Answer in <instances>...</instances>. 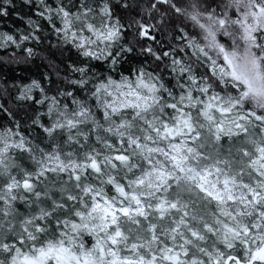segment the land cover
<instances>
[{"label": "clouds", "instance_id": "1", "mask_svg": "<svg viewBox=\"0 0 264 264\" xmlns=\"http://www.w3.org/2000/svg\"><path fill=\"white\" fill-rule=\"evenodd\" d=\"M36 3L70 7L85 40H50L31 18L18 35L0 30L5 65L49 69L0 85V264L250 259L264 244V0H123L146 20L128 17L133 34L121 23L111 40L84 27L119 20L99 0ZM141 20L156 21L167 57L141 46Z\"/></svg>", "mask_w": 264, "mask_h": 264}, {"label": "trees", "instance_id": "2", "mask_svg": "<svg viewBox=\"0 0 264 264\" xmlns=\"http://www.w3.org/2000/svg\"><path fill=\"white\" fill-rule=\"evenodd\" d=\"M46 2L52 5V7L56 6V0H46ZM62 2L67 3V0H62ZM76 2L78 3V0H76ZM109 3L111 6L113 20L119 19L124 25L121 28V32L125 35L126 38L130 37L133 34L132 28L128 26V17H140L141 19L146 20V15L142 14L136 8L130 7V10L127 11L122 9L121 6L123 5V0H109ZM0 4H2V0H0ZM13 4L15 5V7H13L12 5H3L9 8V14L7 16L0 14V30L16 33L18 35V33L16 32L17 29L23 31L30 30L28 20L29 18H31L32 20L37 21L41 28H44L46 31H48L50 40H55L56 37L52 34L54 31L52 29V25L45 17H41L39 15V13L43 11V9L38 3H36V0H32V3L30 5L25 4L24 0H13ZM129 5H131V0H129ZM14 13H18V15ZM148 23H156V21H150ZM56 24L59 25V22L57 21ZM133 27L137 26L133 25ZM147 31L149 33L148 36L138 37L141 46L146 48L148 44H152L157 49V51L161 53V55L166 52L168 48L167 45L165 47H161L160 45L156 44L157 40H160L162 44L164 43L161 32L155 28H149ZM37 34H41L39 32V29H37ZM175 34L182 35V33L179 32V29H176ZM50 46L51 45L49 44V47ZM65 48L66 50L70 49L71 45H67L65 46ZM71 51L72 53H75V49H71ZM135 52L136 50L134 49V53ZM3 54L4 49H0V55ZM136 55H139V53H136ZM72 58V56H68L66 60ZM152 59L154 58H151L150 54L145 51L140 62L142 63L144 60H148L150 64ZM64 63L66 66V61H64ZM157 64H159V61H157ZM48 70L49 69L47 67V64L39 60H34L32 64L27 65H5L3 61H0V85H3L5 87H15L18 90V84L27 83L33 75L42 76V73ZM149 70L151 71L152 68L150 67ZM169 72L170 69H164V74L166 75V77ZM167 78L170 80V77Z\"/></svg>", "mask_w": 264, "mask_h": 264}, {"label": "snow or ice", "instance_id": "3", "mask_svg": "<svg viewBox=\"0 0 264 264\" xmlns=\"http://www.w3.org/2000/svg\"><path fill=\"white\" fill-rule=\"evenodd\" d=\"M3 0H2V4H0V14L3 15H8L9 11L7 10V8L5 6ZM99 13L102 16L107 17L109 20L112 19V11H111V6L110 4L107 2V0H99ZM127 6V5H126ZM153 7H155V5H153ZM257 7H260L259 5ZM81 9L83 11V13L87 14L90 9L85 6L84 4L81 5ZM264 10V9H262ZM46 13H48L46 15ZM52 13H55L56 16L62 17V19L59 22V25H57L56 23H52V28L54 31L58 32V33H63L65 36H67L69 39H74V40H78L79 44L75 45V46H79V47H84V40L85 37L83 36H77L75 29L72 26V11L70 7L67 6H59L56 8H50L48 6L45 7L44 11H41L39 13V15L41 17H45L48 21H52L54 19L53 15H51ZM14 14H18V13H14ZM77 16H79V13L76 14ZM195 18V17H193ZM31 23V21H30ZM220 23L223 24L224 21L223 19L220 20ZM84 27H86L89 31L94 32L96 35L101 36V37H105L107 39H115L119 36L120 34V27H121V22L119 20H117L115 23H111V24H105L103 25L104 28H106V32H101L98 31L95 26L92 23H88L86 22ZM149 28H153V25L146 23L144 21H140L138 26H137V32L139 34L140 37H146L148 36V29ZM182 31V30H181ZM4 38L5 39H9L11 40L12 37L10 35H8L7 33L4 34ZM23 39V37H22ZM189 45L192 44V41L189 40L188 41ZM220 50L224 53V59L225 61H227L229 63V65H232V61L229 58V54L224 51L223 46L220 45ZM25 51L31 52V49H25ZM146 52H148L149 54L152 53V48H147L145 49ZM84 55H95L94 52H92L90 49H85L83 52ZM163 55L165 57H167L168 53L164 52ZM173 63L179 65L181 63L180 59L178 57H174L173 58ZM81 71H83V69H80ZM175 70V69H173ZM181 71H185V69H180ZM232 75L235 76L237 79L240 78V76L237 74L235 68H233L232 71ZM245 83H248L247 80H245ZM25 185H28V182L25 181ZM122 211L127 212V209H122ZM247 231V229H245ZM232 259H235L236 264H264V244H261L259 247L253 249L251 251V256L250 259H248L247 261H241L239 258H233V257H229V261H231Z\"/></svg>", "mask_w": 264, "mask_h": 264}]
</instances>
